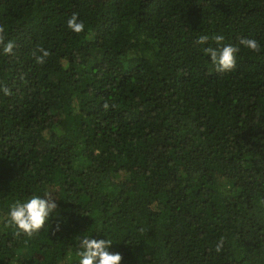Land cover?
<instances>
[{
	"label": "trees",
	"instance_id": "1",
	"mask_svg": "<svg viewBox=\"0 0 264 264\" xmlns=\"http://www.w3.org/2000/svg\"><path fill=\"white\" fill-rule=\"evenodd\" d=\"M0 26V264H75L83 236L122 264H264V0H0ZM45 194L16 236L11 205Z\"/></svg>",
	"mask_w": 264,
	"mask_h": 264
},
{
	"label": "clouds",
	"instance_id": "2",
	"mask_svg": "<svg viewBox=\"0 0 264 264\" xmlns=\"http://www.w3.org/2000/svg\"><path fill=\"white\" fill-rule=\"evenodd\" d=\"M68 28L76 34H80L85 30V24L79 19L78 14L74 13L67 21ZM5 29L0 26V48L3 54H12L15 44L13 41L5 43L3 35ZM213 39L219 45L224 41L223 35H215ZM209 37L201 35L198 37L196 43L198 45L207 44ZM239 44L252 52L259 53L261 46L255 39L242 38ZM36 51L42 53L36 56L33 52L36 63L43 65L46 58L50 56V52L43 48H38ZM202 51L209 55L211 61L216 66L218 73H230L236 68V54L240 51L239 47L233 45H225L219 49L213 47H203ZM3 92L5 95H10L11 90L4 87ZM58 208L56 199L50 194H45L43 198L40 196H32L26 202L17 201L10 207L8 213V224L13 227L16 236L34 237L45 229L46 224L49 222L52 213ZM60 224L56 225V231H60ZM78 250L76 252L75 264H122L123 257L120 253H113L109 249L113 242L110 239H95L89 236L78 237ZM223 238L217 244L216 251L219 252L223 246Z\"/></svg>",
	"mask_w": 264,
	"mask_h": 264
}]
</instances>
